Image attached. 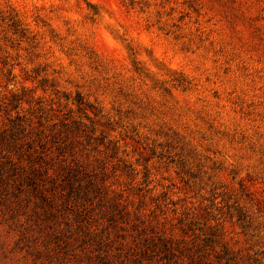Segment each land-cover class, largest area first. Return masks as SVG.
Here are the masks:
<instances>
[{
    "label": "rangeland",
    "instance_id": "1",
    "mask_svg": "<svg viewBox=\"0 0 264 264\" xmlns=\"http://www.w3.org/2000/svg\"><path fill=\"white\" fill-rule=\"evenodd\" d=\"M0 264H264V0H2Z\"/></svg>",
    "mask_w": 264,
    "mask_h": 264
},
{
    "label": "trees",
    "instance_id": "2",
    "mask_svg": "<svg viewBox=\"0 0 264 264\" xmlns=\"http://www.w3.org/2000/svg\"><path fill=\"white\" fill-rule=\"evenodd\" d=\"M67 100H68V98H67ZM39 110L42 111L43 109L40 108ZM16 120L20 121L21 120V116H17ZM65 121H67V120L65 119L64 121H62V122H64V123H61L62 126H67ZM37 123H38L39 127H41V128L46 127L48 129H51L53 126L55 127V125H56V124H52V125L47 124V120H45L44 122H42L41 120H38ZM72 123L75 124L76 122L73 121ZM30 126H31V119L30 118H26L24 124H22V123H14L13 124V126L11 127V131H10V134L12 133V135L8 138V141L9 140H11V141L10 142L7 141L8 145L10 146L8 149L13 150V151L18 150V145H19L18 144V139H15L17 137V134H24L25 130H30V129L27 128V127H30ZM69 128H71V127H68L67 129H69ZM14 132H17L15 136L13 134ZM26 145H27V149H28L27 150V160H28V162H30L31 161L30 159L32 158L31 152L35 153V149L32 147L30 142H26ZM32 160H33V158H32ZM74 164L76 165V162H74ZM29 168L32 170V172H36L37 171V169L34 168L33 166H29ZM74 170H76V172H77L78 171V167L71 168V171H74ZM73 176H75V175H73Z\"/></svg>",
    "mask_w": 264,
    "mask_h": 264
},
{
    "label": "clouds",
    "instance_id": "3",
    "mask_svg": "<svg viewBox=\"0 0 264 264\" xmlns=\"http://www.w3.org/2000/svg\"><path fill=\"white\" fill-rule=\"evenodd\" d=\"M0 2H2V0H0Z\"/></svg>",
    "mask_w": 264,
    "mask_h": 264
}]
</instances>
